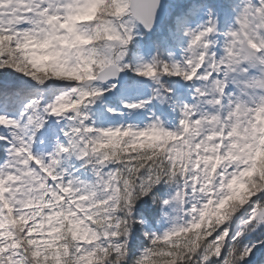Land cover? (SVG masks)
Here are the masks:
<instances>
[{
  "label": "snow or ice",
  "instance_id": "1",
  "mask_svg": "<svg viewBox=\"0 0 264 264\" xmlns=\"http://www.w3.org/2000/svg\"><path fill=\"white\" fill-rule=\"evenodd\" d=\"M0 264H264V0H0Z\"/></svg>",
  "mask_w": 264,
  "mask_h": 264
}]
</instances>
